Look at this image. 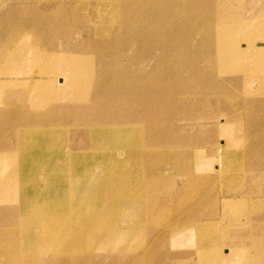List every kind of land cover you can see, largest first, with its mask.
Here are the masks:
<instances>
[{"label":"bare ground","instance_id":"bare-ground-1","mask_svg":"<svg viewBox=\"0 0 264 264\" xmlns=\"http://www.w3.org/2000/svg\"><path fill=\"white\" fill-rule=\"evenodd\" d=\"M28 1L30 10L35 11L50 10L54 4L66 5L64 11L54 8L53 18L57 29L65 32L67 46L58 50L40 49L52 37L49 30H38L40 37L30 46V54L36 53L31 62L32 58L29 60L22 49L12 51L22 45V35H32L26 31L29 24L3 27L2 23L0 28V264H44L46 261V264H100L94 262L96 248L90 247V243L86 247V238L96 243L101 241L104 247L113 244L115 251L107 250L106 257L111 258L107 264L113 263L114 253L127 259L119 262L120 257L118 264H141L144 252L126 247L135 229L124 220V212L122 215L117 212V224H106L101 231L98 228L102 212L86 204L90 214L85 221L80 223L77 213L71 228L62 233L53 215V206L57 203L50 198L41 201L40 197L30 202L27 195L30 175L26 177L25 183H29L26 185L24 174L30 173L32 141L45 136L51 144H70L79 149L84 136L92 138L95 134L98 139L117 145L115 153L119 157L126 153L127 149L122 148L126 145L133 161L139 158L142 162L149 156L151 163H155L164 151L176 162L177 169L184 172L175 178L179 188L190 186L196 179L203 180L201 163L217 167L219 183L230 185L221 196L220 218L216 212L209 211L210 201L207 202L210 204L193 203L187 210L176 212L178 219L182 218L181 223L184 220L188 225L175 230L170 227L176 235L170 252L159 250V259L154 264H253L255 261L264 264L262 250V262L257 256L242 262L236 259L247 247L242 244L245 232L262 230L255 217L264 211V199L255 200L252 189L264 182L261 173L264 137L254 138L250 145H245L248 141L240 132L243 110L239 105L247 98L252 109H264L261 98L264 93V0H79L78 7L73 4L78 0ZM12 2H17L19 9H25L23 4L28 5L27 1L0 0V12L11 7ZM70 13L75 15L67 19ZM34 22L30 19V28ZM80 28L88 36L72 44L74 35L70 32ZM99 40H104L107 46ZM46 77L51 82L48 95L46 89L35 90L39 84L46 88L43 83ZM250 81L256 86L255 93L249 90ZM183 109L187 111L186 116L180 117ZM180 121L186 124L178 126ZM189 123L193 130L201 125V130L207 132L201 136V130L192 135L183 134L189 130ZM82 125L86 127L85 134L79 138L76 133L69 139L71 126ZM232 129L243 137L242 145L254 153L249 161L247 156H242L243 175L233 174L234 167L228 163L230 158H224L226 153L233 152L235 139L229 134ZM10 136L15 139L14 144L9 142ZM216 138L227 143L217 145ZM25 152L28 160L21 165L19 153ZM69 154L68 161L75 162L74 155ZM179 159L190 162L180 163ZM126 168H130L128 161ZM132 170H128L125 192L120 196L130 218L135 209L143 211L147 220L145 236L153 235L150 232L152 222L155 223L153 212L157 214L160 205L169 203L170 206L180 192L175 190L165 200H159L157 192L168 188L163 183L169 181L164 176L169 169L163 173L158 163L149 169L154 174L152 177L144 170L134 178ZM40 175L42 179L38 183L46 192L49 176L41 172L35 177ZM91 177L86 187L96 188L100 176L92 173ZM51 181L52 177L49 187L53 184ZM15 184L17 188L19 185V193L13 190ZM260 204L262 209L258 208ZM159 210L162 214L163 209ZM123 244L124 248L118 250ZM176 244L195 248L198 255L195 258L192 253L175 252ZM44 253L50 254V258L43 257Z\"/></svg>","mask_w":264,"mask_h":264},{"label":"rangeland","instance_id":"rangeland-1","mask_svg":"<svg viewBox=\"0 0 264 264\" xmlns=\"http://www.w3.org/2000/svg\"><path fill=\"white\" fill-rule=\"evenodd\" d=\"M19 1L20 2H26L27 1L28 5L23 4V6H26L25 9H19V8H17V5L15 4L17 2H15V3L12 2L11 7L7 8V9H3V11L0 12V28L2 26V23H3V27L4 26L10 27L11 25L13 26L14 24L17 25V24L26 23L27 25L29 24L28 25L29 28H27L26 31L32 32V35L31 36L30 35L26 36L27 34L22 35L21 36L22 38L20 41V43H22V45L19 44V45L15 46L12 49V51L15 52L17 49H22L24 51L25 55L28 56L29 60H30V58H32L31 62H33L34 57H36V53L30 54L31 42L35 43L39 39V37H40L39 33L42 30H45V31L49 30V33L51 34L50 37H52V38L50 40H48L47 42L43 43L44 46L38 45L40 47V49L44 50V48L47 47L48 49L54 50L56 48L55 50H58L60 48H65V46H67V44H66L67 38L65 37L66 34L64 31L57 29V24L55 23V20L53 18V17H55L54 13L56 12L54 10L56 9L57 11H64V9L66 8L65 4H63V3L54 4L53 6H51L52 9H50V10L49 9H45V10L40 9V11H35V10H30V6H29L30 1H28V0H19ZM73 4L76 7H78L81 5V2L78 0V2H76V3L74 2ZM74 15H75L74 13L67 14V19H72L73 18L72 16H74ZM69 16H71V17H69ZM30 19H34V21H35L34 24H32L34 26L32 28H34V29L30 28ZM37 20H39V21H37ZM9 27H7L6 29H9ZM33 30H36V32ZM38 30L40 31L39 33H38ZM52 33H53V35H52ZM70 34H71V36L74 35L73 38H71L72 42L71 41L70 42L72 44H75V45L80 43V41H82L83 39H85L88 36V32L86 30H84L83 28L78 29V31L70 32ZM82 36H84V37H82ZM99 41H100V44H104V46H107V44H108V43H105L104 40H99ZM54 43H56V44H54ZM54 46H56V47H54ZM262 65L264 67V60L262 61ZM16 68H21V67H16ZM35 70H37V69H35ZM227 76H231V75H227ZM46 79H47V77L43 78V83L46 85V88H44L42 84H39L42 86V88L39 89L38 88L39 85H38V86H36L35 90H39V91L44 92V89H46L47 95H48V93L51 89V82L46 81ZM249 88H250L249 90L251 92L255 93L256 86L254 85L253 81L249 82ZM133 90L138 92V89H133ZM261 98H262V100H264V93L261 96ZM47 102L49 104L53 105L51 102H49V101H47ZM241 104L239 105V107H240V110L241 109L243 110V117L240 118V127H241L240 132L245 135L246 142L248 141L247 143H245V145L248 146L251 143L250 141H252V142L254 141V138L264 137V109H262L261 107H257V108L252 109L250 107V104H249L247 98ZM14 110H16V109H14ZM186 113H187V111H185L183 109L182 111H180V117H185ZM258 120H259V122H258ZM181 124H186V123H181V121H180L178 123V126H180ZM187 126H188L189 130H186L183 133L186 135L189 133H190V135H192L193 132L199 133V131L203 127L200 125L197 127L198 130L197 129L193 130V125L191 123H189V125H187ZM85 129H86V127H83V125L82 126H71L70 131H69V139H73L75 137L76 133H78L77 136L80 138V136L85 134ZM205 132H207V130L204 131L202 129L201 132L199 133L200 136H201V134H204ZM199 134H198V136H199ZM229 134H232V137L235 139L233 146H232V149H231V151H233V152L232 153L228 152L229 154L226 153L224 158H230L228 163L230 166L234 167L232 170L233 174L240 175L242 173L241 175H243V174H245V172H244L245 171V168H244L245 164H243L242 156H247V161H249L250 159H252L254 157V153H250V151L242 145L241 142L243 140V137L241 135H239L235 129L230 130ZM97 135L96 134L93 135L92 138L86 137V139L84 136L83 137L84 141L81 142L82 146H79V149H77L78 147H74L70 144H63V145H58V144H53V143L51 144L50 142H48V140L45 138V136H39V137H37L38 139L36 138L34 141H32V145H31L32 149L30 152V173L24 174V172L22 171V166H21V171L23 172L22 174H24V176H25L24 183L26 182V177L28 175H30L29 176L30 179L27 180L30 184L25 183L26 185L29 184L28 189L29 188L30 189L28 190L27 195L30 197V202L32 200H35L38 197H40L41 201H44V200L50 198V200H53L57 203L55 206H53V215L55 214L54 219H56L55 220L56 225H57V227L59 226L61 228V230H63L62 233L67 231V229L71 228L72 222H74L76 220V214L77 213L80 215L79 216L80 217L79 218L80 223H83L85 221L87 215L90 214V212H89L90 209L88 210L86 208V206H87L86 204H88V206H90L92 208H95V209L98 208V209H100L98 211L102 212V214L100 215V218H99L100 227L98 226L99 227L98 230L103 229V226L106 224H113V225L117 224V221H116V220H118L116 217L117 212H118V215H122L125 213L124 220L126 219L127 223H129L131 225V227L133 226V228L135 229V232H132L134 237H132L126 243V247H128V248L134 247L135 250H139L141 252H144L145 257L143 260H140L141 264H154L155 261L159 259V253H158L159 250L165 249V251L167 253L170 252L172 241L176 237V235L170 231V227H174L172 230H175V229H179L181 227L188 225L186 222H184V220L181 223L182 218L180 216L178 219V215H176L177 214L176 212L179 209L187 210L186 208L190 207V204L193 205V203H198L200 201L202 203L206 204L207 202L210 201L211 204L207 203V204H210V206L207 205V206H209V211L210 212H216V214L220 218V216H221L220 214L222 213V208H221L222 197L221 196L225 192H227L228 186H230V185L229 184L221 185L219 183V179L221 177H220L219 170L217 169V167H215V166L206 167L205 163H201V167L204 168L203 174L201 175L203 177V180H197L196 179V181L192 182L190 184V186L188 184L185 188L182 189V188H179L180 186L178 187V185H175V183H176L175 178H176V176L183 174L184 172L179 171V169H177V167H176V162L171 160L170 159L171 157H168L164 151L163 152L161 151L162 153H160V156H157L156 160H154L155 163H153V162L152 163L153 164L158 163L159 170H162L163 173H164V170L169 169V171H168L169 173L166 172V174H168L170 177L168 175L164 174V176H166L165 178L169 181L164 182L163 184L165 187H168V188L164 192L161 191V189H160V191L157 192V194H158L157 196L159 197V200H165L166 197H168V195L170 194V192L176 193V191L180 192L179 195L181 194V196L178 197L179 195L175 194L176 197L171 202L170 206L168 205L169 203L164 204L162 206L158 205L160 208L158 207L157 214L153 212V215H152V218H154L155 223L152 222L150 232H152L153 235L148 234L147 236H145L144 230H145V222L147 220H146V217H144L143 211H139L138 209H135L133 215L130 218L129 210H128V213L126 214V211H127L126 204L122 200L121 196L125 192V182H126L125 177H127V174H129L128 173L129 169H131V170L133 169L131 172H133L134 176H132V177H134V178H137L139 175H141V173L144 170L147 171L148 177H152V175H154L149 170V169H151V165H153L151 163L150 157L148 156V157L144 158L142 161L143 163L140 161L139 158H134V161H133V159H131L130 150H128L126 145H123L122 148L128 150V151L126 150L127 154L125 153V154H123V156L119 157L118 153H115V152H117L116 147H118V146L112 145V143H109L108 141H104L103 139H98ZM9 138H10V140L8 139L9 142H11V144H14L15 139H12L11 136ZM208 139H205L204 141H206ZM216 140H217V143L219 141V143L217 145H221L222 143H223L222 145H225L227 143L225 139H224V142L222 141L221 138L220 139L216 138ZM124 146H126V147H124ZM65 147H66V149H65ZM119 148H121V146ZM132 148H133V146H132ZM136 149H137V147L134 145V151H136ZM80 151H81V153H80ZM70 152L72 155H74L73 161H75V162H73V163L68 161L69 160L68 157L70 155L69 154ZM137 153L138 152H136L135 154H137ZM19 154H20V156L17 155V157L19 156L18 162H20V164L22 165L23 161L28 160L25 158L27 153L25 152L24 154L23 153H19ZM115 156H117V157H115ZM76 157H77V159H76ZM125 157H127L129 160ZM137 157H139V156H137ZM113 159H114V161H113ZM115 159H117L118 161ZM124 159H126V160H124ZM240 159H242V160H240ZM12 160L13 159H11V160L9 159L8 161L12 162ZM15 160L17 161V159H15ZM127 161L129 162V165H130L129 169L126 168ZM185 161L188 163L190 162V160L179 159L180 163H183ZM118 163L120 166L118 165ZM20 164H19V166H20ZM216 164H217V162H215L213 165H216ZM140 165H142V166H140ZM187 166H189V165H187ZM96 167H98L99 169ZM102 167H103V169H102ZM117 167H119V168H117ZM263 167L264 166L262 165L261 169H263V170H261V173L264 174V168ZM23 169L27 170L28 168H26V169L23 168ZM190 169H191V164H190ZM246 169H247V167H246ZM115 170H117L118 172ZM41 172H44L46 174V176L47 175L49 176L48 184H46L47 188L45 189L46 192L43 191L44 189L43 190L41 189L42 185L40 183H38V182H40V179H42L41 175L38 178L35 177V174H40ZM92 173L98 174V176H100L99 184H98V186H96V188L89 187V186L86 187V185H89V183H91ZM101 173H103V175ZM104 174H105L106 178L104 177ZM136 174H137V176H136ZM75 175H76V177H75ZM171 175H172V178H171ZM68 176H69V178H68ZM51 177H52L51 182H53V184L50 186L51 187V189H50L49 185H50V178ZM205 178H206V180H204ZM172 181H174V182H172ZM74 184H75V186H74ZM107 184H109L110 186ZM84 185H85V187H84ZM38 186L40 189H37ZM176 188H178L179 190ZM13 190L15 193H19V185H18V188H17V185L14 186ZM94 190L96 191L95 193H94ZM252 190L254 193L253 196H254L255 200L256 199H264V182L258 183V186H256V187L254 186ZM23 191H25V185L23 186ZM117 191L119 193H117ZM245 191H246V188H245V190L243 189V192H245ZM68 192L70 193V195L69 194L67 195ZM74 194H75V196H74ZM94 194H96L97 196H95ZM114 195H115L116 200L112 198ZM162 198H164V199H162ZM69 200H70V202H68ZM23 205H25V204H23ZM261 206H262V204H260V206H258V208L262 209ZM24 207H26V205ZM169 208H171V209H169ZM159 209L164 210V211L162 210V214L158 213V212H160ZM67 211H69V212H67ZM92 214L94 216V212H92ZM259 215L260 216L255 217L256 218L255 221H256L257 225L262 226L261 227L262 230L259 233L258 232H253V233L252 232H248V233L245 232L244 237L242 238V244L246 245L247 247L243 248L241 253L236 257V259L240 260V262H242V260H245L248 257L255 258V256L260 258L259 261H261V262L263 261V258L260 257V250H262L264 252V211L260 212ZM67 220H68V222H67ZM64 227H66V228H64ZM120 227H121V222H120ZM101 231H99V235H100ZM182 239L183 238H180V240H182ZM199 241H200V239L197 237V243ZM85 242H86V247H87V244L90 243V244H92V246H90V247H93V245H94V247L96 248V251L93 252L95 255L94 256V262H96V263L99 262L100 264L101 263L107 264L110 262L111 258H107L106 254L108 252L107 250H110L109 252L115 251V250H113V244L104 247V246L100 245L102 243L101 241L100 242L97 241L99 243L98 244L95 241H93L91 238H86ZM97 246L99 249H97ZM198 246H200V245H198ZM88 248H89V246H88ZM121 248H124V244L120 245L117 249L119 250ZM227 248H229V247H227ZM47 250H49V248ZM178 250L182 253H187V254L192 253L193 257H195V258L198 255L195 248L189 249V248H185V247H182L181 245L176 244V246L173 248V251L178 252ZM35 251H33V252H35ZM225 253H227V252H225ZM42 255L45 258H50V256H49L50 254L44 253ZM113 256H114V260H113L112 264H118L119 262H123V259L125 262H127L126 257L124 258L123 255H121V254L114 253ZM176 257H178V254L173 258V260H175ZM127 258H128V255H127ZM118 259H119V262H118ZM183 259L185 260V258H183ZM46 263H47V261L44 264H46ZM130 263L134 264L135 262L134 263L130 262ZM26 264H27V262H26ZM253 264H258V263L255 261V263H253Z\"/></svg>","mask_w":264,"mask_h":264}]
</instances>
